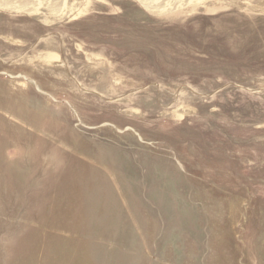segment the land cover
<instances>
[{"label":"rangeland","instance_id":"obj_1","mask_svg":"<svg viewBox=\"0 0 264 264\" xmlns=\"http://www.w3.org/2000/svg\"><path fill=\"white\" fill-rule=\"evenodd\" d=\"M59 2L0 6V264H264V0Z\"/></svg>","mask_w":264,"mask_h":264},{"label":"bare ground","instance_id":"obj_2","mask_svg":"<svg viewBox=\"0 0 264 264\" xmlns=\"http://www.w3.org/2000/svg\"><path fill=\"white\" fill-rule=\"evenodd\" d=\"M60 0H0V6L13 7L17 4L19 7L37 6V5H47L50 11H56L57 7L61 6ZM186 0H177L176 5L184 2ZM143 3L150 7H160L155 0H142Z\"/></svg>","mask_w":264,"mask_h":264}]
</instances>
